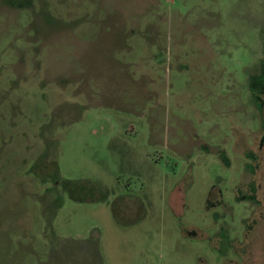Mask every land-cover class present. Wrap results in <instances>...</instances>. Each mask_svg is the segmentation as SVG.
Returning a JSON list of instances; mask_svg holds the SVG:
<instances>
[{"label": "rangeland", "instance_id": "obj_1", "mask_svg": "<svg viewBox=\"0 0 264 264\" xmlns=\"http://www.w3.org/2000/svg\"><path fill=\"white\" fill-rule=\"evenodd\" d=\"M262 75L264 0H0V264H264Z\"/></svg>", "mask_w": 264, "mask_h": 264}, {"label": "flooded vegetation", "instance_id": "obj_2", "mask_svg": "<svg viewBox=\"0 0 264 264\" xmlns=\"http://www.w3.org/2000/svg\"><path fill=\"white\" fill-rule=\"evenodd\" d=\"M261 80L263 81L264 85V75H262ZM260 136H262L261 140H259V142L257 144L255 143L254 145L258 150H260L259 148H261L264 144V129L262 130ZM255 151L253 149H249V153L253 155L256 160H258L257 157L260 156V153L257 154ZM259 189L260 185L259 183L257 184V178L252 176V178L247 182V190H249L248 195L250 196L251 200L256 201L258 204H260V201L257 199L256 191ZM255 210L256 208L253 209L252 213L250 214L251 216H253V212ZM217 225L218 224H214V226H212L213 233L208 238V242L211 244V246L218 248L220 241L225 240V242H227L228 248H230V253H232L231 256H236V258L239 257V259L244 262L249 254V249H247V243H245V241H247V234L252 230L255 223L247 222L244 225L241 224L242 227L237 223H223L219 226ZM230 258L231 260L233 259L232 257Z\"/></svg>", "mask_w": 264, "mask_h": 264}]
</instances>
